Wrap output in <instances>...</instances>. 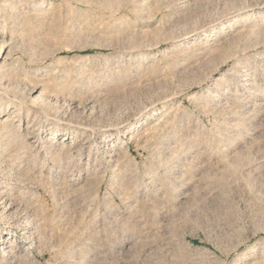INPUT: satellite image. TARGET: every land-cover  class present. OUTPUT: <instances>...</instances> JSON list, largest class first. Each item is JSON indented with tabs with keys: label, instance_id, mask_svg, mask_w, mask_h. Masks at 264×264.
Segmentation results:
<instances>
[{
	"label": "rangeland",
	"instance_id": "obj_1",
	"mask_svg": "<svg viewBox=\"0 0 264 264\" xmlns=\"http://www.w3.org/2000/svg\"><path fill=\"white\" fill-rule=\"evenodd\" d=\"M0 264H264V0H0Z\"/></svg>",
	"mask_w": 264,
	"mask_h": 264
}]
</instances>
